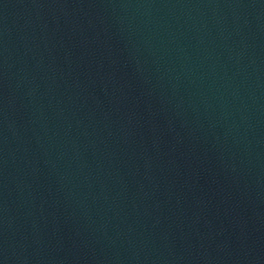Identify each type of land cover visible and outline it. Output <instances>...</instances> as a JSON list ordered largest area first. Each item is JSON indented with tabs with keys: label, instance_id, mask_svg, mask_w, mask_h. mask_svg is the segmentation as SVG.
<instances>
[{
	"label": "water",
	"instance_id": "water-1",
	"mask_svg": "<svg viewBox=\"0 0 264 264\" xmlns=\"http://www.w3.org/2000/svg\"><path fill=\"white\" fill-rule=\"evenodd\" d=\"M0 264H264V0H0Z\"/></svg>",
	"mask_w": 264,
	"mask_h": 264
}]
</instances>
